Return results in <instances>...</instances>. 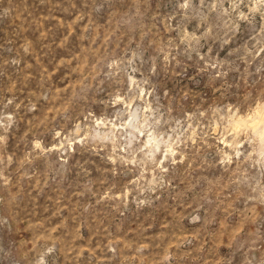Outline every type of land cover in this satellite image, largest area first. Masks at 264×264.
Returning a JSON list of instances; mask_svg holds the SVG:
<instances>
[{"label": "rangeland", "instance_id": "obj_1", "mask_svg": "<svg viewBox=\"0 0 264 264\" xmlns=\"http://www.w3.org/2000/svg\"><path fill=\"white\" fill-rule=\"evenodd\" d=\"M259 109L264 0H0V264H264Z\"/></svg>", "mask_w": 264, "mask_h": 264}, {"label": "bare ground", "instance_id": "obj_2", "mask_svg": "<svg viewBox=\"0 0 264 264\" xmlns=\"http://www.w3.org/2000/svg\"><path fill=\"white\" fill-rule=\"evenodd\" d=\"M254 119H256L257 120V125H259V124H261L260 126H262L261 128H263V130H264V109H259L258 111H257V114H256V116H254L253 118H251L250 120H249V122L251 121V123H253L252 121L254 120ZM244 123L245 122H247V121H243ZM256 124V123H255ZM260 126H259V128H260ZM255 127H256V125H255ZM260 130V129H259ZM256 131H258L257 130V128H256ZM258 133V132H257ZM259 133H261V135H263L264 134V131H260ZM258 133V134H259ZM260 135V134H259ZM261 138H264V137H261Z\"/></svg>", "mask_w": 264, "mask_h": 264}]
</instances>
